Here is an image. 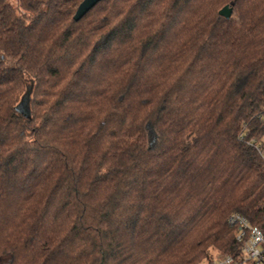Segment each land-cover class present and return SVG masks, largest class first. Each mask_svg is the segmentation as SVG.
<instances>
[{
    "label": "trees",
    "instance_id": "1",
    "mask_svg": "<svg viewBox=\"0 0 264 264\" xmlns=\"http://www.w3.org/2000/svg\"><path fill=\"white\" fill-rule=\"evenodd\" d=\"M81 1L0 0V264L238 260L228 217L264 232V0Z\"/></svg>",
    "mask_w": 264,
    "mask_h": 264
},
{
    "label": "built area",
    "instance_id": "2",
    "mask_svg": "<svg viewBox=\"0 0 264 264\" xmlns=\"http://www.w3.org/2000/svg\"><path fill=\"white\" fill-rule=\"evenodd\" d=\"M264 154V146L262 147ZM227 222L237 226L235 240L240 244V257L234 260L230 255L217 253L211 257V264H239L264 261V232L237 213L231 214Z\"/></svg>",
    "mask_w": 264,
    "mask_h": 264
},
{
    "label": "water",
    "instance_id": "3",
    "mask_svg": "<svg viewBox=\"0 0 264 264\" xmlns=\"http://www.w3.org/2000/svg\"><path fill=\"white\" fill-rule=\"evenodd\" d=\"M104 0H82L73 16L75 22L79 21L90 9H92L98 2ZM232 14V7L229 5L224 6L218 11V15L226 20L230 18ZM32 92V83L26 87L24 94L22 95L20 102L16 106V111L25 118H30L29 101Z\"/></svg>",
    "mask_w": 264,
    "mask_h": 264
},
{
    "label": "rangeland",
    "instance_id": "4",
    "mask_svg": "<svg viewBox=\"0 0 264 264\" xmlns=\"http://www.w3.org/2000/svg\"><path fill=\"white\" fill-rule=\"evenodd\" d=\"M12 1V3L14 4V5H16V0H11ZM153 136V135H152ZM151 141H153V137H152V139H151ZM263 145H264V139H263ZM262 163L264 164V159H262ZM218 252H212V254H211V257L214 255V254H217ZM201 264H207L206 262H202Z\"/></svg>",
    "mask_w": 264,
    "mask_h": 264
}]
</instances>
